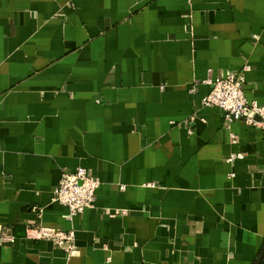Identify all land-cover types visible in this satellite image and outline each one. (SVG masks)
<instances>
[{
  "label": "crops",
  "instance_id": "obj_1",
  "mask_svg": "<svg viewBox=\"0 0 264 264\" xmlns=\"http://www.w3.org/2000/svg\"><path fill=\"white\" fill-rule=\"evenodd\" d=\"M230 72L264 104V0H0V264H264V129L201 103Z\"/></svg>",
  "mask_w": 264,
  "mask_h": 264
},
{
  "label": "built area",
  "instance_id": "obj_2",
  "mask_svg": "<svg viewBox=\"0 0 264 264\" xmlns=\"http://www.w3.org/2000/svg\"><path fill=\"white\" fill-rule=\"evenodd\" d=\"M245 67L247 68L248 65ZM243 82L242 72H230L224 77L209 78L205 80V83L210 88L201 98V103L203 106H216L222 110L225 128H229L233 121L241 120L248 125L264 129V104L246 99ZM241 157V154L230 155L226 160L232 162L235 158ZM99 184V179L91 175L84 167L79 166L73 171H63L53 189L50 202L64 205L67 208V219L71 220L85 208L94 206ZM106 212L115 214L118 210ZM124 212V210L121 211V213ZM28 231L31 237L50 240L68 253L73 249L72 230L63 231L55 227L37 225L29 228ZM6 241L13 242L14 238L9 235Z\"/></svg>",
  "mask_w": 264,
  "mask_h": 264
}]
</instances>
